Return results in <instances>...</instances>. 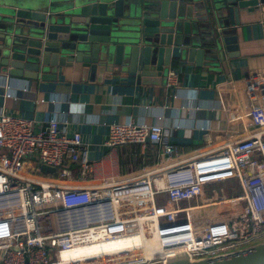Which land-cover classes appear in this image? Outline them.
Instances as JSON below:
<instances>
[{
    "label": "built area",
    "instance_id": "1",
    "mask_svg": "<svg viewBox=\"0 0 264 264\" xmlns=\"http://www.w3.org/2000/svg\"><path fill=\"white\" fill-rule=\"evenodd\" d=\"M257 125L242 141L192 156L163 127L109 125L104 147L146 148L149 140L159 163L132 179L98 182L89 180L92 158L78 131L57 121L35 131L34 121L0 113V264H164L264 241V122ZM42 165L57 175L41 174ZM231 181L239 191L229 197ZM224 184L222 199L207 203ZM221 215L228 222L215 220Z\"/></svg>",
    "mask_w": 264,
    "mask_h": 264
},
{
    "label": "water",
    "instance_id": "2",
    "mask_svg": "<svg viewBox=\"0 0 264 264\" xmlns=\"http://www.w3.org/2000/svg\"><path fill=\"white\" fill-rule=\"evenodd\" d=\"M32 1L36 9L0 5V75L46 80L77 67L92 81L135 77L141 85L192 64L219 71L226 57L240 55L239 27L264 14V0ZM164 264H264V241L199 259L177 254Z\"/></svg>",
    "mask_w": 264,
    "mask_h": 264
},
{
    "label": "crops",
    "instance_id": "3",
    "mask_svg": "<svg viewBox=\"0 0 264 264\" xmlns=\"http://www.w3.org/2000/svg\"><path fill=\"white\" fill-rule=\"evenodd\" d=\"M31 2L0 0V5L36 9ZM254 21L239 27L240 55L226 57L219 71L197 70L192 64L166 81L141 85L135 77L92 81L77 67L46 80L0 75V113L34 121L35 131L51 121L67 125L69 133L78 131L92 158L89 180L98 182L132 179L159 163V148L150 142L146 148L104 147L112 124L163 127L169 143L189 156L242 141L264 122V14ZM65 166L79 177L76 163L67 160Z\"/></svg>",
    "mask_w": 264,
    "mask_h": 264
},
{
    "label": "rangeland",
    "instance_id": "4",
    "mask_svg": "<svg viewBox=\"0 0 264 264\" xmlns=\"http://www.w3.org/2000/svg\"><path fill=\"white\" fill-rule=\"evenodd\" d=\"M222 187L227 188V185L224 184V185H220V186H215L213 188V191L210 193V195L205 198V201L207 203L220 201L222 199V196H223L222 192H221ZM227 192L229 194V197L238 195V184L235 181H231L230 186L228 184V191ZM200 202H202V201L200 200ZM192 204L194 205L196 203L194 202ZM215 220L216 221L217 220H223L225 222H228V219L225 215L216 216ZM211 222L212 221H211L210 217H207L205 220H202V223L204 225H208ZM63 257H65V255H63Z\"/></svg>",
    "mask_w": 264,
    "mask_h": 264
},
{
    "label": "bare ground",
    "instance_id": "5",
    "mask_svg": "<svg viewBox=\"0 0 264 264\" xmlns=\"http://www.w3.org/2000/svg\"><path fill=\"white\" fill-rule=\"evenodd\" d=\"M65 255V257H67L68 255L67 254H64Z\"/></svg>",
    "mask_w": 264,
    "mask_h": 264
}]
</instances>
